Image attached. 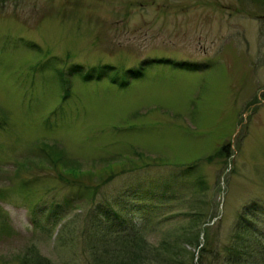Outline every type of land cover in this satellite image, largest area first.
I'll list each match as a JSON object with an SVG mask.
<instances>
[{"label":"rangeland","instance_id":"rangeland-1","mask_svg":"<svg viewBox=\"0 0 264 264\" xmlns=\"http://www.w3.org/2000/svg\"><path fill=\"white\" fill-rule=\"evenodd\" d=\"M134 233V264L264 259L262 0H0V264H120Z\"/></svg>","mask_w":264,"mask_h":264},{"label":"trees","instance_id":"trees-1","mask_svg":"<svg viewBox=\"0 0 264 264\" xmlns=\"http://www.w3.org/2000/svg\"><path fill=\"white\" fill-rule=\"evenodd\" d=\"M262 1L264 2V0H262ZM153 62H154L153 60L148 61V64H151ZM142 65H147V63L145 62V64H141V66ZM174 65H177L179 67L186 68V69H195L196 67H198L197 64H189V63H186V62L177 63V64H174ZM104 68H108V67H104ZM79 69H80L79 66H74V67L71 68V70L72 71H75V72H77V70H79ZM97 69H101L102 71H105L106 70V69H103V68H97ZM127 74H128V80H127V82L120 83L118 80L114 81L112 79H109V83L111 85H118L120 83V86H121L120 89H126V88H128L130 86V84L132 83V81H135L137 79H142L145 76V74L143 73V68H141L139 71H135L132 68L131 69H128L127 70ZM88 77H91L90 80L93 79L92 76H90V75L85 76V78H88ZM103 78H104V76L103 75H100L99 78L96 79V81H100ZM55 149H56V147L53 148V146H49V145H46L44 143L42 144V147H41V151L48 158H50V162L52 163V165L54 167H57L58 165L61 164L62 159H60V157L58 156L59 153L57 154L55 151H53ZM27 167H28V165H27ZM16 173H18V171ZM112 177H114V173L113 172L110 173L109 179L112 178ZM74 180H76V179H74ZM147 193L151 194L152 192H147ZM152 195H153V193H152ZM145 202H153L154 203V201L151 200V199H147ZM254 211H256V210H254ZM255 213L256 212H253L254 215H255ZM248 215L249 214H248L247 211L242 214V216H241L242 224H243V221L245 219V216H248ZM133 219L134 218L132 216V220ZM135 225H137V223H135ZM138 229H139V227L138 228L135 227V230H138ZM242 229L244 231L246 230V233L247 234H250V233L253 234V235L256 234L255 233L256 231L255 230H254L255 232L250 231V229H249L248 226L242 225ZM134 234H136V235L123 238L120 241L121 242V249L119 250L117 256L119 258L124 257V259L119 262L120 264H134V263H136L138 261L137 258L139 260H141V261H143V260L146 259V258H144V256H141V255L139 256L136 251L135 252L132 251V249H134L133 244L134 243L137 244V241L136 240H138V237H139L138 236L139 234H137V233H134ZM257 238L260 239L258 236H257ZM206 246L207 245H204V247L202 246V248H201V255H202V258H203L202 264H206V263L207 264H213V263L214 264H220V257H219L220 253H216V254H212L211 253L212 255L210 257L209 255H210V252L211 251L210 250H206V249H208V248H206ZM234 252L237 255V257H239L241 255V253H244L245 251L243 249H239L238 248V249L234 250ZM261 252L262 251H260V254H261ZM263 252H264V249H263ZM228 254H229V256H228ZM228 254L225 256V260L227 262L230 261L229 264H239L240 261L237 260L238 258H234L233 259L234 254L230 250H229ZM256 256H258V253L257 252H256ZM208 257L211 258V259H209ZM232 259H233V261H232ZM28 262L31 263V264H44L40 260H39V262H32L30 260H28V261L25 260L24 261V264H28ZM254 263L264 264V259L263 258H260V259L257 258V259L254 260ZM45 264H47V263H45ZM200 264H201V261H200Z\"/></svg>","mask_w":264,"mask_h":264}]
</instances>
